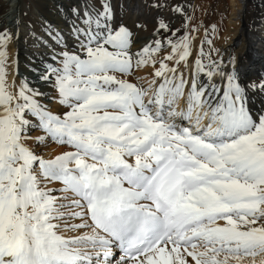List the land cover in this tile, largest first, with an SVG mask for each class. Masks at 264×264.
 I'll return each instance as SVG.
<instances>
[{
	"label": "snow or ice",
	"instance_id": "snow-or-ice-1",
	"mask_svg": "<svg viewBox=\"0 0 264 264\" xmlns=\"http://www.w3.org/2000/svg\"><path fill=\"white\" fill-rule=\"evenodd\" d=\"M132 11L157 13L146 38ZM67 17L31 80L8 56L21 21L0 29V264H264V71L207 28L197 46L184 4Z\"/></svg>",
	"mask_w": 264,
	"mask_h": 264
},
{
	"label": "bare ground",
	"instance_id": "bare-ground-1",
	"mask_svg": "<svg viewBox=\"0 0 264 264\" xmlns=\"http://www.w3.org/2000/svg\"><path fill=\"white\" fill-rule=\"evenodd\" d=\"M10 1L12 2L11 3L12 5L8 4V6L11 5V7L7 8L4 14L0 16L1 21H3L5 24L3 28H8L15 35L17 34L15 21L19 19L21 21V24L18 30V39H14L8 46V56L12 60L18 59L19 77H17V79H19L20 77H28L29 80H31L34 78L35 74L32 71H30V69L33 67L35 63L39 62L40 59L42 58L39 55H33V54L46 53L48 51V49L43 46L42 41H47L49 45H52L53 43V41L45 34V29L43 27L44 23L48 22L52 25L59 27L60 29L66 32L67 28L65 25V20L68 18L67 10L73 5H69V0H54L52 5L51 4L49 5L48 3L50 2H48L47 4H48L49 12L47 13V15L41 14L40 9L34 7L31 16L34 19L39 18L38 19L39 21L37 22H39L40 25L39 28L36 29L32 24V22L26 17L27 13L25 14V10L26 9L29 10L26 1L25 0H10ZM73 2L75 5L78 2V0L77 1L73 0ZM127 2L131 7L132 0H127ZM221 3L222 4L219 5V8L222 9V13H221L222 15H220L219 18L215 20L214 24L209 25V23H207L206 20L202 21V18L200 17L196 18L191 16L193 18V23L197 22L198 23L197 25L201 26L199 28V31L196 33V39L198 38L197 39L198 45L200 40L204 38V29L207 28L208 38L212 39V46L220 49V51L224 54L225 58H227L229 53H232L239 57H243L245 63L252 62L254 69L256 71H264V68H262V65H264V56L261 54L260 49L255 48L254 46L255 44L254 39L255 38L260 39V38H258L251 29V25L253 21L250 20V14H251L250 10H252L254 7L251 6L248 0H229V2H226V0L225 1L221 0ZM225 6L226 8L227 6H229L228 11L230 13L227 14V12L223 11ZM257 8H259L257 9L259 13L264 14V7L261 8L257 7ZM60 9H63L66 15L62 16L59 12ZM154 13L152 14L150 13L151 17L154 16ZM148 14L149 13L147 12L132 11L126 14L125 22L129 26H131V24L133 23V21H135V19L139 18V20H141L142 18L145 17V15ZM128 17H131V19L130 18H129L130 20L127 19ZM152 25L150 26L152 27ZM150 26L147 27V29H150L151 28ZM213 26H215V30H213ZM148 34H149L148 32L141 34V37L146 38ZM207 47L208 45L205 44V48ZM29 63L32 64L27 66V64ZM35 65L39 66V63ZM149 71L150 69H145L139 72H141L144 76H147V73ZM8 79L9 81L12 80L11 74L9 75ZM46 149L47 148H42L41 151L45 152Z\"/></svg>",
	"mask_w": 264,
	"mask_h": 264
},
{
	"label": "rangeland",
	"instance_id": "rangeland-1",
	"mask_svg": "<svg viewBox=\"0 0 264 264\" xmlns=\"http://www.w3.org/2000/svg\"><path fill=\"white\" fill-rule=\"evenodd\" d=\"M25 1L29 7V10H27V9L25 10V14L27 13L26 17L32 22L34 27L36 29H38L40 26L39 22H37V21H39L38 20L39 18L34 19L31 16L34 7H37L38 9H40L41 14L47 15V13L49 12L48 4L52 5L54 0H25ZM75 1H77V0H75ZM48 2H50V3H48ZM168 2L170 4H176V3L184 4L186 6V11H187V14L189 16L196 17V18L200 17V18H202V21L206 20L207 23H209V25L214 24L215 20H217L219 18V16L222 15L221 14L222 9L219 8V5L222 4L221 0H168ZM226 2H229V0H226ZM248 2L251 4V6L254 7L252 10H250V12H251L250 20L253 21V23L251 25V29H252L253 33H255L256 36L258 38H260V39H256V38L254 39V43H255L254 46H255V48H259L261 51V54L264 56V41H263V39H264V25H263L264 24V14H261L257 11V9H259L257 7H260V8L264 7V0H248ZM11 3L12 2L10 0H0V16H2V14H4V12L7 10V8L11 7V5H12ZM8 4H11V5L8 6ZM69 5H74L73 0H69ZM228 7L229 6H227V8H226V6H225L224 10H223V11L227 12V14L230 13L228 11L229 10ZM255 8H256V10H255ZM225 9H227V10H225ZM152 13H154V12H151V14ZM156 15H157V13L155 12L154 16H156ZM160 15L165 19L166 22L169 19H171L173 21V24H172L173 27H179L181 24L180 16L171 13L167 9H165L164 12L160 13ZM154 16L151 17V15L149 13L148 15H145L144 18H142L143 20L142 19L139 20V21H141V23L147 24V27H149L150 25L153 24L152 27L150 26L151 28L148 29V31H147L148 33H150L153 30V26H154L153 17ZM129 18L131 19V17H128L127 19H129ZM136 20L137 19H135V21ZM0 22H1L0 23L1 24L0 29H5V28H3L5 25L4 22L1 21V19H0ZM194 23L198 24L197 22H194ZM6 29H8V28H6ZM144 33H146V32L141 31L140 35L144 34ZM197 39H196V43H197ZM197 45H198V43H197ZM30 61H32V60H30ZM37 63H40V61ZM37 63H35V64H37ZM30 64H32V63L27 64V66H29ZM29 69H30V67H29ZM137 75L144 76L141 72H138ZM36 134H38V133H35L33 135H36ZM46 148L47 149L45 151V154H52V155L59 153L60 151L67 150L65 147L57 145L55 143L49 144Z\"/></svg>",
	"mask_w": 264,
	"mask_h": 264
}]
</instances>
